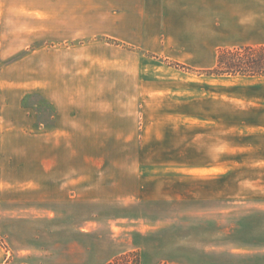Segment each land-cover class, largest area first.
Segmentation results:
<instances>
[{
	"label": "crops",
	"instance_id": "1",
	"mask_svg": "<svg viewBox=\"0 0 264 264\" xmlns=\"http://www.w3.org/2000/svg\"><path fill=\"white\" fill-rule=\"evenodd\" d=\"M95 35L117 44L95 42ZM63 38L81 40L75 54L56 47ZM262 45L264 0H0V171L7 187L31 194L39 219L49 214L47 203L138 198L143 186L132 183L125 193L119 160L120 144L139 138L136 104L87 99L110 92L103 74L141 76L127 72L122 47L207 70L222 49ZM204 75L215 80V92L197 108L198 264H264V75ZM218 86L246 91L222 100ZM120 87L115 92H125ZM31 94L42 96L43 107L23 102ZM189 115H177L182 127ZM94 143L102 144L95 150ZM97 180L114 191L97 193Z\"/></svg>",
	"mask_w": 264,
	"mask_h": 264
},
{
	"label": "rangeland",
	"instance_id": "2",
	"mask_svg": "<svg viewBox=\"0 0 264 264\" xmlns=\"http://www.w3.org/2000/svg\"><path fill=\"white\" fill-rule=\"evenodd\" d=\"M94 39L117 44L101 35H95ZM80 41L63 38L56 47L63 54H75L72 49ZM122 48L126 49L127 72L141 70V76L134 77L128 72L121 80L103 74L110 92L88 95L87 99L91 96L95 102L136 104L132 112L140 126L139 138L120 144L125 157L119 160L127 171L125 193L131 192L132 183H139L143 186L139 197L95 200L92 204L47 203L49 214L39 219V207L33 196L7 187L6 175L0 171V264H198L197 108L212 101L215 80L205 76L206 69L191 61L177 60L141 46ZM247 56L246 52L238 54L240 58ZM63 65L69 67L70 63L63 61ZM95 65L97 85L102 78L96 71L99 64ZM121 81L124 88L120 87ZM118 87L125 92H115ZM245 91L218 86L222 100ZM23 102L43 107L44 99L31 94ZM182 109L190 113L186 127L177 119ZM129 122L127 117L126 124ZM101 144L94 143L95 150ZM103 144L107 149L114 148L113 143ZM103 160L110 165L114 161ZM100 165V159L95 158V167ZM133 166L139 172L129 173ZM144 169L157 172L140 174ZM95 185L97 193L107 195L114 191L100 180Z\"/></svg>",
	"mask_w": 264,
	"mask_h": 264
},
{
	"label": "trees",
	"instance_id": "3",
	"mask_svg": "<svg viewBox=\"0 0 264 264\" xmlns=\"http://www.w3.org/2000/svg\"><path fill=\"white\" fill-rule=\"evenodd\" d=\"M240 52L249 53V57L240 58ZM254 52H259L255 54ZM206 74L264 75V45L241 46L222 49L218 53L217 64L205 70Z\"/></svg>",
	"mask_w": 264,
	"mask_h": 264
}]
</instances>
